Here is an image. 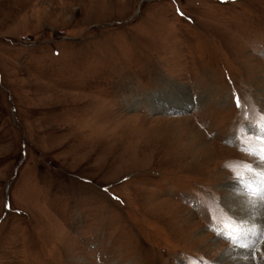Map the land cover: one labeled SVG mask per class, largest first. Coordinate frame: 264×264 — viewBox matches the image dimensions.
Returning <instances> with one entry per match:
<instances>
[{
    "label": "rangeland",
    "instance_id": "obj_1",
    "mask_svg": "<svg viewBox=\"0 0 264 264\" xmlns=\"http://www.w3.org/2000/svg\"><path fill=\"white\" fill-rule=\"evenodd\" d=\"M263 90L264 0H0V264H218Z\"/></svg>",
    "mask_w": 264,
    "mask_h": 264
},
{
    "label": "snow or ice",
    "instance_id": "obj_2",
    "mask_svg": "<svg viewBox=\"0 0 264 264\" xmlns=\"http://www.w3.org/2000/svg\"><path fill=\"white\" fill-rule=\"evenodd\" d=\"M239 103V98H237V106H239ZM262 115H264V113H262ZM252 127H256V125H252ZM242 131L249 135L257 136L259 141L257 146H251L250 143H247L241 147V151L256 158L259 163L256 166V170L253 169L252 165L244 161H237L231 167L233 169H243L245 173H253L260 178L258 181L245 180L243 182V187L245 190L244 194L247 197V205L252 208L258 206L264 209V126L258 128L255 133L247 127ZM229 212H231V209H229ZM223 227L226 232H220L218 235L224 236L225 239L229 240L233 249L253 247L257 241L253 240L251 237L264 231V227L251 225L248 218L242 215H232L230 217V222H226Z\"/></svg>",
    "mask_w": 264,
    "mask_h": 264
},
{
    "label": "bare ground",
    "instance_id": "obj_3",
    "mask_svg": "<svg viewBox=\"0 0 264 264\" xmlns=\"http://www.w3.org/2000/svg\"><path fill=\"white\" fill-rule=\"evenodd\" d=\"M183 94H184V98H185L184 101L186 100L185 105L186 106H192V105H194L193 100L191 99L190 100L191 103H190L188 101V95H186V93H183ZM161 106L163 107L162 103H161ZM171 109H169V110H171ZM198 134H200V131L198 132ZM197 141H198V139H197ZM194 142L195 141H193V143ZM210 145H212V146L215 145L216 148L218 147V149H221L222 151H226V152L233 151L234 152V150H230L228 148H225L224 146H217L213 142L210 143ZM216 153H217V151H216ZM216 155H218V154H216ZM258 178L259 177H257L256 175H254L253 177H251L250 180L258 181V180H256ZM222 191H224L227 194V196H225V198L223 199V204L225 205V209H226L227 213L230 214V216H232V215H242V216H245V217L248 218V220L251 222V225L256 226V227H264V209H261L258 206L255 207V208H252V207H250V206L247 205V197L244 194L245 190H244V187H243V183L226 185V187H224L222 189ZM229 209H231V212H229ZM261 235H262V231L259 232L256 235H254L251 238L252 239H255V241H258V240H261L263 238ZM256 243L254 244L253 247H250V248H235V249H233V247L231 246L232 248L228 249L227 251H225L221 255V257L218 260V264H255V263H253V256H254L255 251H256V249H255ZM222 247H223V245H220V246L218 245L216 249L219 250Z\"/></svg>",
    "mask_w": 264,
    "mask_h": 264
}]
</instances>
